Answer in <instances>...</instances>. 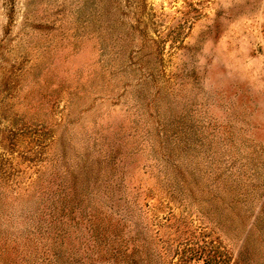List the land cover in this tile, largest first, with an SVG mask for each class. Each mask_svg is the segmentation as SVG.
Segmentation results:
<instances>
[{"label":"rangeland","instance_id":"1","mask_svg":"<svg viewBox=\"0 0 264 264\" xmlns=\"http://www.w3.org/2000/svg\"><path fill=\"white\" fill-rule=\"evenodd\" d=\"M0 264H264V0H0Z\"/></svg>","mask_w":264,"mask_h":264}]
</instances>
